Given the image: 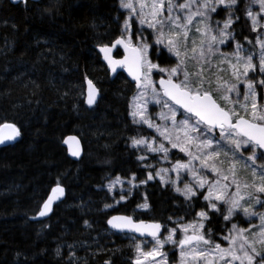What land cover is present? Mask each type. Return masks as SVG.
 Here are the masks:
<instances>
[{
	"label": "trees",
	"instance_id": "16d2710c",
	"mask_svg": "<svg viewBox=\"0 0 264 264\" xmlns=\"http://www.w3.org/2000/svg\"><path fill=\"white\" fill-rule=\"evenodd\" d=\"M238 14L233 42L255 52L256 33L242 11ZM124 16L118 0H41L27 5L0 0V124H15L20 130L14 144L0 146V264H131L135 243L151 240L112 233L107 219L129 215L171 228L175 225L169 217L188 223L202 209V199L185 201L157 180L119 203L104 189L117 175L127 180L134 174L139 182L148 173L130 146V137L151 136L129 117L135 88L122 74L110 81L96 52L121 35ZM152 55L161 66L173 64L165 51L159 60ZM86 80L99 90L92 108L84 99ZM68 136H77L82 144L77 162L62 147ZM57 183L66 190L64 201L47 220L33 221ZM145 197L147 210L137 207ZM209 216L205 229L211 230L213 242H220L229 223L219 214ZM177 249H165L171 263Z\"/></svg>",
	"mask_w": 264,
	"mask_h": 264
},
{
	"label": "snow or ice",
	"instance_id": "6c2138e0",
	"mask_svg": "<svg viewBox=\"0 0 264 264\" xmlns=\"http://www.w3.org/2000/svg\"><path fill=\"white\" fill-rule=\"evenodd\" d=\"M23 2L27 5L28 0ZM118 3L126 13L121 35L112 44L99 45V52L113 73L117 68L126 69L135 82L137 91L129 111L132 122L147 125L158 134L130 137V146L162 154L161 159L170 167L146 164L149 171L145 179L136 183L134 174L127 180L117 175L110 179L107 190L111 193L117 185L121 186L116 201L119 203L131 195L132 189L158 178L162 185H171L185 201L202 199L205 203L195 213L198 219L193 222L172 221L169 217L175 225L171 228L159 222L135 220L129 215L112 216L107 224L120 232L151 237L150 249L135 243L136 256L131 264H168L166 245L179 248V264H264V105L257 99L258 89L264 90V32L259 31L264 27V0H118ZM241 11L244 19L250 21L251 30L257 33L258 57L239 42L229 53L220 49L235 40L233 26L240 21ZM221 13L222 20L214 19ZM137 23L140 28H135ZM148 30L151 31L145 36ZM116 46L123 47L122 59L111 55ZM165 50L170 59L175 58L170 67L153 60L152 53L159 60ZM225 71L230 80L224 79ZM154 72L160 74L158 81L153 80ZM98 95L99 90L88 80L87 104L93 105ZM150 102L161 107L157 118L163 124L154 123L148 114ZM18 136L20 130L15 124H0V144ZM70 141L79 144L75 136H69L63 143ZM172 149H178L187 159H176L173 163L169 155ZM70 151L73 156L80 155L79 149H72L71 145ZM137 159L145 161L147 156L140 155ZM241 164L249 170L250 181L239 178L237 169ZM184 177L190 179L185 181ZM125 183L129 185L127 193L122 187ZM51 191L52 195L38 211L40 217L47 216L52 211L53 198L64 193L59 183ZM112 206L105 204V208ZM137 207L149 209L147 197ZM209 212L219 214L231 224L221 243H214L208 235L211 230L205 229V222L210 221ZM240 216L247 221L258 220V224L241 227L233 222ZM84 224L91 227L87 220ZM178 233H182L179 238ZM224 241L226 247L222 246ZM104 264L111 261L105 260Z\"/></svg>",
	"mask_w": 264,
	"mask_h": 264
},
{
	"label": "rangeland",
	"instance_id": "374dc122",
	"mask_svg": "<svg viewBox=\"0 0 264 264\" xmlns=\"http://www.w3.org/2000/svg\"><path fill=\"white\" fill-rule=\"evenodd\" d=\"M118 6H119V3H118ZM120 9V8H119ZM122 12H124V10H122V9H120ZM125 13V12H124ZM125 15H126V13H125ZM223 19V18H222ZM221 19V20H222ZM249 22V24H250V21H248ZM262 23H264V22H262ZM137 25H138V28H140L141 26L137 23ZM145 28H146V25L144 26ZM151 30H148V31H145L147 34H144L145 36H147L148 35V33L150 32ZM259 31H261V32H264V27H262V28H260L259 29ZM256 35H257V33H256ZM195 38V37H194ZM197 42H198V40H197ZM234 46H235V42H231V44L229 45V46H226V45H221L220 46V49H221V51L222 52H225V53H229V52H231V51H233V48H234ZM165 52L167 53V51L165 50ZM255 54H256V56L258 57L259 56V46L258 45H255V52H254ZM168 54V53H167ZM168 56H169V54H168ZM172 60H173V64L172 65H174V63H175V58L173 57L172 58ZM225 68H227V66L225 65L224 66ZM192 68H193V66L190 64L189 65V70H192ZM157 73H153V80H156V81H158V79H160V74H157L158 75V78L157 79H155L154 78V75H156ZM222 75H223V77H224V79H226V80H230V74L227 72V71H225L224 73H222ZM251 75V74H250ZM261 90V89H260ZM136 89H135V93H136ZM241 91H243V88H241ZM134 93V94H135ZM258 93H259V89H258ZM133 97V96H132ZM132 97H131V100H130V104L132 103ZM257 99H258V103L260 104V105H264V90H261V96L260 95H258V97H257ZM129 111H130V105H129ZM162 111V109H161V107L160 106H158V105H155V104H153V103H149V105H148V114L153 118V122L154 123H159V124H163L164 123V121H161V120H159L158 118H157V114L158 113H160ZM164 111H166V110H164ZM129 117H130V119L132 120V117L129 115ZM178 119H180L181 117L179 116V114H178V117H177ZM138 125H141V124H138ZM141 126H143V127H146L149 131H150V133H151V136H149V137H156L158 134L155 132V130L154 129H150V128H148V126L147 125H141ZM166 146H168V145H166ZM170 147V146H169ZM135 150H137V149H135ZM137 152H138V154H139V156L140 155H146L147 156V159L145 160V161H141V163H142V165H143V167L145 168V165L146 164H151V165H154L155 166V168H160V167H170V164L168 163V162H166V161H164V160H162L161 159V156H162V154H153V153H147V152H145V151H138L137 150ZM170 158H171V160H172V162L174 163L175 162V160L176 159H187V157L185 156V154L184 153H181V152H179L178 151V149H172L171 151H170ZM228 165L227 164H225V167H227ZM148 171H149V169H147ZM153 171H154V169H153ZM237 171H238V175H239V178L240 179H242V180H251V176H250V172H249V170H246L243 166H242V164H241V166H238V169H237ZM173 178H175V176H174V174H173ZM184 179H185V181L187 180V179H190V177H184ZM154 180H157V181H159V179L157 178V179H154ZM154 180H152V181H154ZM149 182H151V181H149ZM109 183V182H108ZM107 183V184H108ZM136 183H139L138 181H136ZM106 184V185H107ZM106 185L104 186V189L108 192V190H107V187H106ZM143 185H145V184H143ZM143 185H140V186H143ZM139 186V187H140ZM163 186H170L171 187V185H163ZM182 186V185H181ZM123 189H124V191H125V193H127V191H128V189H129V185L127 184V183H125L123 186ZM136 188H134V189H132V191H131V195H132V193H133V191L135 190ZM120 190H121V186L120 185H117V187H116V189H114V191L113 192H111V193H109L110 195H112V196H116L118 199H119V192H120ZM176 193V192H175ZM131 195H129V196H131ZM179 195V194H178ZM128 196V197H129ZM237 218H239L238 219V221H233L234 223H237V224H239L241 227H248L249 226V223H251V224H258V220H252V221H247V219L246 218H244L243 216H240V217H237ZM196 219H198V218H196ZM191 222H193V221H191ZM188 223H190V222H188ZM231 227V224H229L228 226H227V229H226V234L225 235H227L228 234V229ZM167 235V234H166ZM126 236V235H125ZM182 236V233H180V235L178 236V238L179 237H181ZM131 237V236H130ZM222 238L223 237H221L220 238V242H214V243H221L222 242ZM144 241H146V240H144ZM148 241V240H147ZM142 246L143 247H145V249L147 250V249H150L151 247H152V243L151 244H149L148 242H145V243H142ZM172 245H166L165 246V249L167 248V247H171ZM222 246H227V242L226 241H224L223 243H222ZM258 247H260L259 245H258ZM164 249V250H165ZM168 256V255H167ZM168 264H179V248L176 250V259H175V262L174 263H171L170 261H169V258H168Z\"/></svg>",
	"mask_w": 264,
	"mask_h": 264
},
{
	"label": "water",
	"instance_id": "95a60500",
	"mask_svg": "<svg viewBox=\"0 0 264 264\" xmlns=\"http://www.w3.org/2000/svg\"><path fill=\"white\" fill-rule=\"evenodd\" d=\"M8 1H9L11 4H13V5H17V4H25V3L23 2V0H16L15 3H13V0H8ZM28 1H30V2H40L41 0H28ZM113 43H114V42H113ZM117 51H120V52H121V57H118V58L115 57V53H116ZM96 52H97V54H98L99 57H100L101 63L105 66V68H106V70H107V72H108L109 80H110V81H113V80L117 77L118 74H122V75L126 78V80H127L131 85H133L134 88L136 89V87H135V82H134V81L132 80V78L128 75V72H127L126 69H123V68H117V71H116L115 73H113V72L111 71V69L108 67V63H107V61L104 60V58H103V53L99 52V47L96 48ZM111 55L113 56L114 59H122L123 56L125 55L124 50H123V47H122V46H116V47H114V48L112 49V53H111ZM158 80H159V79H158ZM93 84H94V83H93ZM84 86H85V89H84V99H85V103H86V105H87L89 108H92V107H94V106L97 104L98 99H99V95L96 97V102H95L93 105L89 106V105L87 104V102H86V100H87V93H88V80L85 81ZM94 86H95V84H94ZM95 87H96V86H95ZM96 89H97V87H96ZM136 90H137V89H136ZM181 111H182V110H181ZM5 131H7V130H5ZM68 137H69V136H68ZM68 137H66V138H68ZM75 137H76V139L79 141V144H78V145H77L75 142L70 141L69 144H64V143L62 142V147L66 149L67 154H68V157H69L71 160L77 162V161L81 158V156H82V144H81L79 138H78L77 136H75ZM66 138H65V139H66ZM17 139H18V137H17L15 140H12V141H6L4 144H0V146L12 145V144H14V143L17 141ZM63 141H64V140H63ZM70 145H71V148H72V149H79V151H80V155H79L78 157L71 155ZM56 186H57V185H55L54 187H56ZM60 186H61V185H60ZM54 187H53V188H54ZM61 187H63V189H64V193H63L62 196H59V198H55V197L53 198L52 211H51L47 216H45V217H40V216L38 215V213H37V215H36L35 217L32 218L33 221L40 222V221H45V220H47V219L51 216V214H52V212H53L55 206H57L58 204H60V203H62V202L64 201V199H65V197H66V190H65L64 186H61ZM51 190H52V189H51ZM51 190H50V192H49L47 198H48L50 195H52V191H51ZM47 198H46V200H47ZM113 216H122V215H113ZM111 217H112V216H111ZM149 223H150V222H149ZM107 228H108V230H109L110 232L115 233V234H118V235L131 236V237H133V238H135V239H138V240H146V241H147V240H151V237H147L146 235H141L140 233H131V232H127V231H125V232H120V231H118V230L112 229L108 224H107Z\"/></svg>",
	"mask_w": 264,
	"mask_h": 264
}]
</instances>
